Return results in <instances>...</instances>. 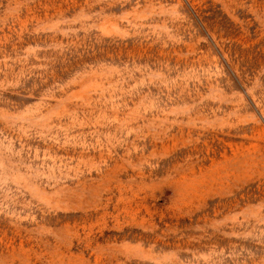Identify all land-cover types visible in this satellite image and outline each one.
I'll use <instances>...</instances> for the list:
<instances>
[{
  "label": "rangeland",
  "instance_id": "rangeland-1",
  "mask_svg": "<svg viewBox=\"0 0 264 264\" xmlns=\"http://www.w3.org/2000/svg\"><path fill=\"white\" fill-rule=\"evenodd\" d=\"M0 264H264V0H0Z\"/></svg>",
  "mask_w": 264,
  "mask_h": 264
}]
</instances>
